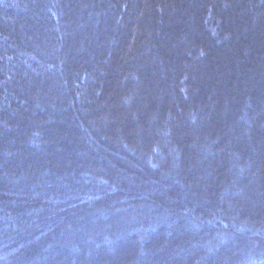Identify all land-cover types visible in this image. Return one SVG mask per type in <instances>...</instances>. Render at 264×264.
<instances>
[{
    "label": "trees",
    "instance_id": "16d2710c",
    "mask_svg": "<svg viewBox=\"0 0 264 264\" xmlns=\"http://www.w3.org/2000/svg\"><path fill=\"white\" fill-rule=\"evenodd\" d=\"M0 264H264V0H0Z\"/></svg>",
    "mask_w": 264,
    "mask_h": 264
}]
</instances>
